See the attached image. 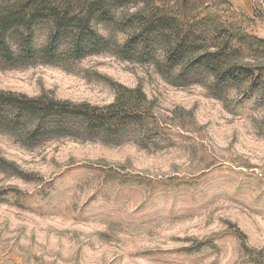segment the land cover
Returning a JSON list of instances; mask_svg holds the SVG:
<instances>
[{"label":"rangeland","instance_id":"obj_1","mask_svg":"<svg viewBox=\"0 0 264 264\" xmlns=\"http://www.w3.org/2000/svg\"><path fill=\"white\" fill-rule=\"evenodd\" d=\"M206 7L264 38V0ZM144 9L136 2L115 14L123 21ZM97 28L109 49L0 64V90L105 105L121 85L140 87L154 117L118 139L34 143L0 126V264H264V83L216 86L199 72L182 84L155 62L119 54L131 29ZM50 30L35 28L36 47Z\"/></svg>","mask_w":264,"mask_h":264},{"label":"trees","instance_id":"obj_2","mask_svg":"<svg viewBox=\"0 0 264 264\" xmlns=\"http://www.w3.org/2000/svg\"><path fill=\"white\" fill-rule=\"evenodd\" d=\"M136 2L144 3L145 9L119 21L115 9ZM204 2L17 0L0 9V64L60 62L100 53L111 42L97 24H120L131 29L120 47L123 58L155 62L182 84L195 82L199 72H207L216 86L262 85L264 38L239 25L237 17L229 22L218 14H204L208 8L200 10ZM241 16L253 22V17ZM45 22L51 25L48 41L36 47L34 30ZM222 32L225 37L219 41ZM152 117V101L140 87L121 85L114 101L105 105L0 90V126L19 132L27 142L63 136L118 139Z\"/></svg>","mask_w":264,"mask_h":264}]
</instances>
